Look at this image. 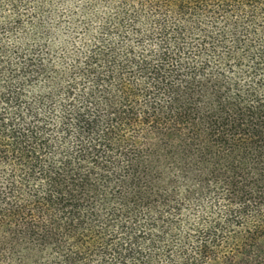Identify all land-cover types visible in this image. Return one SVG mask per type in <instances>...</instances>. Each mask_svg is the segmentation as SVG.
Masks as SVG:
<instances>
[{
	"label": "trees",
	"instance_id": "trees-1",
	"mask_svg": "<svg viewBox=\"0 0 264 264\" xmlns=\"http://www.w3.org/2000/svg\"><path fill=\"white\" fill-rule=\"evenodd\" d=\"M80 14L0 0V264H264V0Z\"/></svg>",
	"mask_w": 264,
	"mask_h": 264
},
{
	"label": "rangeland",
	"instance_id": "rangeland-1",
	"mask_svg": "<svg viewBox=\"0 0 264 264\" xmlns=\"http://www.w3.org/2000/svg\"><path fill=\"white\" fill-rule=\"evenodd\" d=\"M42 1L45 2V12L47 11L45 20L51 32V41L54 37L56 42L64 41L67 45H76L80 41L79 34L83 29L80 19L82 15H85L80 14V10L89 0Z\"/></svg>",
	"mask_w": 264,
	"mask_h": 264
}]
</instances>
